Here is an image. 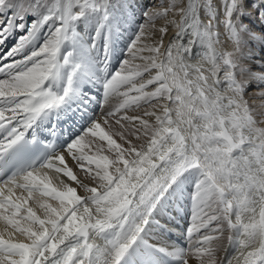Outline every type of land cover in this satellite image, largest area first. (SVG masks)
<instances>
[{
  "label": "snow or ice",
  "instance_id": "snow-or-ice-1",
  "mask_svg": "<svg viewBox=\"0 0 264 264\" xmlns=\"http://www.w3.org/2000/svg\"><path fill=\"white\" fill-rule=\"evenodd\" d=\"M0 225V264H264V0H0Z\"/></svg>",
  "mask_w": 264,
  "mask_h": 264
},
{
  "label": "rangeland",
  "instance_id": "rangeland-1",
  "mask_svg": "<svg viewBox=\"0 0 264 264\" xmlns=\"http://www.w3.org/2000/svg\"><path fill=\"white\" fill-rule=\"evenodd\" d=\"M142 1H143V0H142ZM145 2H146V3H145ZM132 3H133V7H135L136 5H135V3H134L133 0H132ZM149 3H151L150 0H145V1H143V6H145V4L148 5ZM139 7H141V6H139ZM139 7L136 6V8H139ZM245 22H246V23H249L250 26L253 27V28H255L257 31L262 27L261 24L259 23V21L256 19L255 16H253L251 20L246 19ZM13 40H14V38L12 39V41H11L9 44L6 45V47H10V46L12 45V43H13ZM113 63H115V61H113ZM180 213H181V212H180ZM180 213L178 214V217H181ZM178 217H176V218H178ZM177 220H179V219H177ZM180 220H181V219H180ZM180 220H179V221H180ZM183 220H184V221H183ZM182 221H183V224L181 223V225H184V224L186 223V218L184 217V218L182 219ZM181 225L179 224V226H181ZM226 235H227V234H226ZM225 241H226V239H225Z\"/></svg>",
  "mask_w": 264,
  "mask_h": 264
},
{
  "label": "bare ground",
  "instance_id": "bare-ground-1",
  "mask_svg": "<svg viewBox=\"0 0 264 264\" xmlns=\"http://www.w3.org/2000/svg\"><path fill=\"white\" fill-rule=\"evenodd\" d=\"M134 1V3H135V5L136 6H143V1H145V0H133ZM151 1V0H150ZM146 3V2H145ZM136 6H135V8H136ZM145 6H146V4H145ZM252 19V18H251ZM12 41V39H9L8 40V44L10 43ZM259 54V53H258ZM69 163L71 164V161H69ZM82 194V193H81ZM180 215H181V217L180 218H184L185 217V214H184V212H181L180 213ZM177 217H178V215H177ZM179 217L178 218H176V221H177V224L179 225H181V222L179 221V220H177V219H180ZM182 226V225H181ZM0 227H2V225H0ZM175 236H176V234H174ZM225 244H227V240L225 241ZM221 254H223V253H221ZM230 254H234V253H232V252H230ZM190 264H194V262H190Z\"/></svg>",
  "mask_w": 264,
  "mask_h": 264
}]
</instances>
